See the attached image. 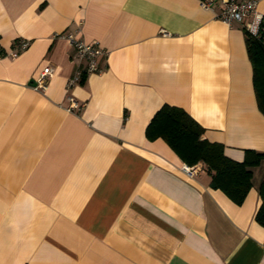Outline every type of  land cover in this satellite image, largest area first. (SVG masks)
Here are the masks:
<instances>
[{
	"label": "crops",
	"instance_id": "obj_1",
	"mask_svg": "<svg viewBox=\"0 0 264 264\" xmlns=\"http://www.w3.org/2000/svg\"><path fill=\"white\" fill-rule=\"evenodd\" d=\"M199 0H0V264H264V160L237 204L145 129L182 108L226 157L264 153L245 28ZM257 11L264 15V0ZM255 37L259 22L247 19ZM248 31V30H246ZM107 51L78 61L60 34ZM29 46L9 56L18 40ZM51 68L44 90L35 87ZM83 107L68 112L67 96Z\"/></svg>",
	"mask_w": 264,
	"mask_h": 264
},
{
	"label": "trees",
	"instance_id": "obj_2",
	"mask_svg": "<svg viewBox=\"0 0 264 264\" xmlns=\"http://www.w3.org/2000/svg\"><path fill=\"white\" fill-rule=\"evenodd\" d=\"M253 69V88L259 110L264 113V45L245 30ZM204 129L182 108L167 104L154 114L145 129L148 140L162 139L189 167L202 164L211 174L210 185L240 204L251 188L252 171L264 160V153L246 151L243 161L229 159L223 145L203 139ZM261 204L256 221L264 226V180L259 187Z\"/></svg>",
	"mask_w": 264,
	"mask_h": 264
},
{
	"label": "built area",
	"instance_id": "obj_3",
	"mask_svg": "<svg viewBox=\"0 0 264 264\" xmlns=\"http://www.w3.org/2000/svg\"><path fill=\"white\" fill-rule=\"evenodd\" d=\"M200 5L206 9H214L219 3L220 9L217 12L216 17L223 23L231 26L234 22L243 25L245 30L251 28V25L247 22V19L253 17L259 22L258 33L256 38L264 45V15H261L257 11V5L259 0H199ZM60 37L68 41V43L74 48L75 56L78 61V66L73 75L68 79L66 89L69 91L74 86L81 83L83 78L91 73H100L102 68L99 65V59L106 56L107 51L102 48L97 42H86L79 38H76L74 34H60ZM29 46L27 40H18L13 46L9 56L14 58L22 51L26 50ZM51 76V68L45 67L39 74L38 79L35 81V87L41 90L46 88L47 79ZM68 105L66 110L68 112H76L83 107V104H79L72 96H67ZM183 171L186 174H191L192 167L183 165Z\"/></svg>",
	"mask_w": 264,
	"mask_h": 264
}]
</instances>
